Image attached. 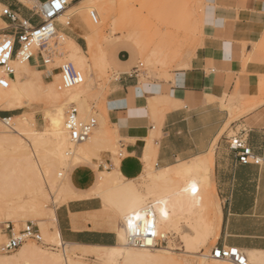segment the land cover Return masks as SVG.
<instances>
[{
    "label": "crops",
    "instance_id": "obj_1",
    "mask_svg": "<svg viewBox=\"0 0 264 264\" xmlns=\"http://www.w3.org/2000/svg\"><path fill=\"white\" fill-rule=\"evenodd\" d=\"M0 5L34 21L24 3L0 0ZM13 33L10 20L1 16L0 37ZM204 35L197 57L189 68L171 74L172 79L143 83L136 67L134 73L115 81L108 110L126 153L119 170L127 180H137L146 171L147 158L159 169L213 151L212 179L222 211L218 246L264 252L258 223L264 219V164L242 165L229 147L230 131L236 136L248 131L254 153L264 154V105L260 104L264 99V0H222L205 23ZM115 48L111 55L118 63ZM151 57L158 59L154 53ZM128 60H134L130 53ZM249 100L257 105L248 111ZM15 114L3 111L4 116ZM94 162L97 171L89 165L77 167L89 161L68 170L67 184L81 198L56 210L58 224L65 242L111 246L117 243L112 225L104 219L91 224L87 216L102 209L101 200L93 194L101 183V172L106 167L113 170L116 163L111 154L101 163Z\"/></svg>",
    "mask_w": 264,
    "mask_h": 264
},
{
    "label": "bare ground",
    "instance_id": "obj_2",
    "mask_svg": "<svg viewBox=\"0 0 264 264\" xmlns=\"http://www.w3.org/2000/svg\"><path fill=\"white\" fill-rule=\"evenodd\" d=\"M31 1L35 6L40 5L39 0ZM68 1L70 5L59 17V21L66 24L69 19L78 16L82 19L81 22L88 24L89 27L90 15L93 13L90 11V4L73 6L71 2L74 3L78 0ZM60 34L67 44V52H64V55L67 53L68 60L73 62L76 67L82 68L84 84L69 89V93H73V95L68 101V103L79 106L82 118L88 110V102L81 96L88 70L84 68L85 63L79 58V54L74 51L75 49L79 51L78 43L64 32ZM86 39L87 41L89 39V43V35ZM63 47L65 46L63 45ZM63 47L61 48L63 49ZM102 62L105 63V58H102ZM13 64L19 69L17 77L21 87L18 82H15L14 76L11 79L10 87L7 90H0L1 111H6L9 108L8 106L6 109L8 104H2L6 99L4 95L7 91H9L10 100L19 97V100H23V105L26 102L33 104L43 95L42 86L38 81L24 78V74L27 73L39 74L38 71L32 70V64L23 62L20 58L15 59ZM2 105L6 106V110ZM30 106L20 115L0 117V222L13 221L18 225L19 222L23 223L30 219L37 221L43 236L53 245L61 247L62 254H50L35 246L25 244L18 250L19 252L14 258L11 257L12 259L0 255V264H87L88 258L95 260L96 264H178V259L175 258L172 249L138 248L128 243L126 229L123 225L125 220L129 216H133L136 221L145 220V210L148 205L153 206L156 227L159 231L171 227L168 225L172 224L178 226L192 221L199 224L203 215H209L215 219L216 240L219 238L222 211L220 202L215 195L216 190L212 179L214 155L210 151L195 161L184 162L178 166L157 169L147 164L144 175L137 180L144 179L142 182L140 181L141 186L145 182L151 183L153 190L148 192L141 190V186L133 184L135 181L127 180L121 174L119 161H116V168L113 167V170L106 167V170L101 172V183L93 194L102 200L103 207L99 211L89 214L87 222L95 224L99 220H107L116 232L117 243L106 246L65 242L60 233L57 209L49 208L47 203L51 199L54 203L59 202L61 206L70 200L81 198L75 196L67 184L68 170L79 162L89 161L97 148L102 146L105 148V145L113 146L112 138L114 135L117 136V132L115 130L116 133L114 132L115 134L111 138L109 133L106 134L107 131L101 133L97 128L95 130L97 136L95 134V137L91 136L87 142L74 146L70 143L65 129L67 104H57L52 109L43 110L45 125L41 131L36 128L35 116L29 112ZM147 154L149 156V152ZM25 194L28 195L27 198L24 197ZM180 230L182 231L184 228L182 227ZM191 242L189 238L184 239V254H191L189 251ZM82 249L90 252H85ZM212 250L209 249L207 253L196 256L203 259L200 264H205V261L208 260L215 264H235L228 260L210 257ZM239 250L249 264H264V252H258L259 254L256 256H251L247 253L253 254V252L246 251L244 253L241 249Z\"/></svg>",
    "mask_w": 264,
    "mask_h": 264
},
{
    "label": "rangeland",
    "instance_id": "obj_3",
    "mask_svg": "<svg viewBox=\"0 0 264 264\" xmlns=\"http://www.w3.org/2000/svg\"><path fill=\"white\" fill-rule=\"evenodd\" d=\"M30 1L31 0H23V3L29 8L35 7L32 1ZM221 1L222 0H78L74 3L71 2L73 6H80L81 4L89 3L91 6L90 11L96 13L98 19L97 23H94L93 20L91 21L92 18L90 15V21L87 18L90 22L88 27V24L81 22V18L74 16L71 18V26L67 29V32H65L66 35L72 37L74 40L75 38L79 39L81 45L75 40L80 46L79 51L75 48V50H73L79 54V58L85 63L84 68L88 70V75L86 74L87 80L81 93V96L86 98L85 100L88 102V113L86 112L82 119H88L95 116L98 120L97 128L99 129V132L101 131V133H105L104 131H107L106 134L109 133L108 135L111 138L115 134L114 129L117 130V136L114 135L112 138L113 146L108 147L105 145V148H103L104 146L99 147L100 149L97 148L95 153L90 157L89 162H91V164H81L77 166L78 168L89 165L94 167L97 171L98 165L96 166L94 161L97 160L98 163H101L106 154H111L113 160L115 159V163L116 161L120 162L118 153L120 151V141L122 138L119 135L118 129L113 123L108 110V102L115 81L119 79L121 75L134 73L136 67L140 68V80L143 83L168 81L172 79L171 74L177 70L189 68L190 63L197 57V53L203 45L205 23L209 22L215 6L220 4ZM3 10L4 8L1 7L0 17L2 16ZM88 35L90 38L89 43V39L88 41L86 39ZM65 42H61V47H63V45L65 46L63 47L65 51L62 52L63 57H65L57 59L56 64L51 67L54 68L53 78L46 79L44 70L40 67H35L34 65H31L32 70L38 71V75H33L32 73L24 74L26 80L34 79L42 86L43 95L40 99L36 100L33 104L26 102L25 105H23V100H19V97L10 100L9 91L4 95L6 99L3 100L4 103L2 104H8L6 105L7 107H5L7 109L9 106V108L6 110L5 107L2 106L6 111L10 110V112L17 113L12 116L20 115L31 105L29 112L35 116L37 124L36 128L40 131L44 129L45 125L42 113L43 110L52 109L55 105L64 103L67 104V112L69 107L73 105V103H68L73 93H69V90L64 88L60 76V70L57 71L63 63L67 61L71 62L66 56L67 53L64 55V52H67V44ZM61 47L60 50H63ZM114 47H116L115 49H117V52L119 53L118 63H114L112 58L113 55H111V50ZM129 53L134 56L133 61L128 60ZM152 53L158 55V59L153 60L151 57ZM102 58H105L106 64L103 62L101 63ZM141 65L143 66L141 67ZM13 67L15 69L16 77H14V80L15 82H18L21 87V83L17 77L19 76V69L14 64ZM77 68L82 72L80 66ZM261 92L264 95V82L262 84ZM249 101L247 103L249 106L248 111L257 105L252 100ZM260 104L264 105V99ZM22 105L23 107H21ZM77 107L79 109V106ZM229 108L231 109V107ZM97 128L95 130H97ZM95 130L92 137H95V134L97 133ZM235 136V133L230 131V137L232 138ZM125 156L126 153L124 157ZM196 159L187 162H192ZM147 161L148 164H150L149 158H147ZM182 164H184V162H179L176 166ZM150 165L154 168H158L156 167L155 161ZM98 174L99 172H97V175ZM140 181L141 180H135L133 184L135 186H141ZM142 185L141 190L145 192L153 190L151 183L145 182ZM24 197L27 198L28 195L25 194ZM101 203L103 207L102 200ZM47 205L49 208H56L57 210L60 208V203H54L51 199H49ZM214 220L215 219L209 215H203L199 224H195V222L192 221L188 224H179L178 226L176 224L168 225L171 227L166 228L167 230L161 229V231L169 234L171 237L169 246L163 248L173 250L175 258L178 259V264H200L203 259H199L196 256H200L202 253H207V250L214 249L219 244V239L216 240L217 232ZM28 222H33L40 229L39 223L31 219L23 223L19 222L18 225L20 227L13 221L0 222V243L6 240V237L2 232V229L5 226L10 225V227L14 228L16 232L20 229V232ZM258 223L260 234L263 235L264 219H259ZM182 227L184 230L181 231L180 229ZM42 237L44 241L43 244L35 241H28L26 244L35 246L50 254H62L61 247L53 245L43 236V234ZM185 238H189L192 241L189 247L191 254L183 253ZM260 246L264 247L263 245ZM83 251L90 252L89 250ZM18 252L19 251L12 255L1 256L14 258ZM247 254L256 256L259 253L253 252V254ZM205 262V264H215L209 260ZM86 263L96 264L95 260L92 258H88Z\"/></svg>",
    "mask_w": 264,
    "mask_h": 264
},
{
    "label": "built area",
    "instance_id": "obj_4",
    "mask_svg": "<svg viewBox=\"0 0 264 264\" xmlns=\"http://www.w3.org/2000/svg\"><path fill=\"white\" fill-rule=\"evenodd\" d=\"M23 3V0H14ZM40 5L31 8L34 21L23 19L20 15L4 8L2 16L10 20L14 33L0 37V90H7L11 84V78L15 76L13 62L20 58L35 67H40L45 72V78L54 76V68L57 59L63 57L60 50L61 42L64 38L61 32H67L71 26V19L67 23L59 21V17L65 13L70 5L68 0H39ZM57 4L59 5L57 7ZM94 23H97L96 13L91 14ZM143 65H141L142 67ZM60 70L63 86L66 90L84 84V76L72 62H65L57 69ZM140 72V68H136ZM0 117L6 118L0 109ZM98 126L95 116L88 119L80 117L77 105L73 104L66 113L65 129L72 145L77 146L87 142L94 130ZM264 131V129H263ZM248 131H243L232 137L229 143L230 150L236 154V158L242 165L262 166L264 164V154L262 156L254 153L249 144ZM124 149L120 145L118 158H124ZM127 233V241L130 245L138 248H163L168 247L170 235L161 232L156 227V216L152 205H148L145 210V220L136 221L133 216H129L124 222ZM7 240L0 243V255H12L21 249L28 241H35L43 244V237L37 225L33 222L26 223L25 227L16 232L10 225L2 229ZM224 259L235 264H249L237 247L216 246L210 257Z\"/></svg>",
    "mask_w": 264,
    "mask_h": 264
},
{
    "label": "snow or ice",
    "instance_id": "obj_5",
    "mask_svg": "<svg viewBox=\"0 0 264 264\" xmlns=\"http://www.w3.org/2000/svg\"><path fill=\"white\" fill-rule=\"evenodd\" d=\"M58 6H59V5L57 4V7H58ZM193 190H195V189H193ZM137 218H139L138 215H137Z\"/></svg>",
    "mask_w": 264,
    "mask_h": 264
}]
</instances>
